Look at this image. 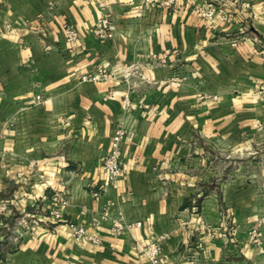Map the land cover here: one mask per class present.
Segmentation results:
<instances>
[{
  "label": "crops",
  "instance_id": "1",
  "mask_svg": "<svg viewBox=\"0 0 264 264\" xmlns=\"http://www.w3.org/2000/svg\"><path fill=\"white\" fill-rule=\"evenodd\" d=\"M144 1L0 0V228L23 213L43 222L21 241L0 233L15 248L0 252V264H152L138 249L152 241L162 264L264 257L248 236L264 211L241 178L228 180L227 160L264 123V0H175V9ZM201 2L229 20L211 24ZM104 14L112 38L94 33ZM137 63L139 74L126 79ZM103 72L106 80H81ZM120 121L129 129L125 172L96 198ZM111 202L119 232L91 224ZM55 207L98 242L78 241L67 221L46 216ZM231 214L237 236L226 243L217 235Z\"/></svg>",
  "mask_w": 264,
  "mask_h": 264
},
{
  "label": "built area",
  "instance_id": "2",
  "mask_svg": "<svg viewBox=\"0 0 264 264\" xmlns=\"http://www.w3.org/2000/svg\"><path fill=\"white\" fill-rule=\"evenodd\" d=\"M244 5H249L248 3H244ZM153 6H168L172 8V6L177 8V4L175 0H145L144 8L150 9ZM196 10L202 17H205L209 20L211 24H215L217 21H228L229 16L225 13H218L217 8L212 6V3L201 2L197 5ZM65 32L67 34V40L69 43H73L78 40L79 32L72 27L70 24L64 25ZM115 24L109 14H104L98 20V25L94 29V33L100 38H112L114 36ZM234 43L236 41L233 40ZM140 64H133L127 66L124 70V77L126 79L132 78L135 74H139L141 71ZM142 76V73H141ZM109 77V74L106 72L98 73V74H83L81 76L82 81H103ZM41 100V97H37ZM125 108L127 111L131 110V97L126 96L124 99ZM129 132L128 127L124 121H120L117 127L115 128V132L112 138L111 149L102 157V169L106 175V183L101 186L99 190L94 191V196L96 198H100L105 190L106 186L117 184L121 177L125 172L124 162H123V141ZM54 201H59L62 206H66L69 203L68 197L55 196ZM115 203L111 202L105 206L104 210L100 212V215H94L91 219V224L93 226L102 225L104 222L112 223V230L114 232H119L124 228L122 224H119L116 219L112 217L111 210ZM51 218H54L56 221H67L69 223L70 228L78 241L81 240H92L98 242V238L88 232L87 225L77 224L72 221L65 220L64 211L59 207H55L50 211ZM140 224V223H139ZM256 233V231L254 232ZM138 249L141 254L146 256V258L152 264H162L160 262V255L162 252L161 245L157 241H152L148 243H141L138 245Z\"/></svg>",
  "mask_w": 264,
  "mask_h": 264
},
{
  "label": "rangeland",
  "instance_id": "3",
  "mask_svg": "<svg viewBox=\"0 0 264 264\" xmlns=\"http://www.w3.org/2000/svg\"><path fill=\"white\" fill-rule=\"evenodd\" d=\"M242 35V33H238L234 39L236 43L232 42V44L237 45ZM232 149L230 157L227 158L230 168L228 180L236 182L237 179L241 178L238 183L242 182V188L252 191L254 196L252 200L256 202V207L264 211V123L261 124L258 133L249 136L246 142ZM41 208L39 209L42 210ZM50 211L51 209L47 210L48 214L46 216L51 217ZM227 221L229 222L227 223ZM234 221V215H228L225 221H222V231L217 235V238L224 240L226 243H230L235 239L237 231ZM41 223L43 222H41L39 215L32 214L29 216V214L23 213L18 216L17 221L15 220L13 226H10L6 232L0 228V233H4V237L8 233L16 241H21L26 234L31 236ZM255 231L256 233H254ZM209 234L214 238L216 237V233L213 230ZM248 236L253 246L260 248L264 245V212L259 213V216H257V219H255L248 231ZM10 244H0V252L14 250V246H10ZM199 248L204 249L205 244L200 242ZM257 264H264V257L259 259Z\"/></svg>",
  "mask_w": 264,
  "mask_h": 264
}]
</instances>
